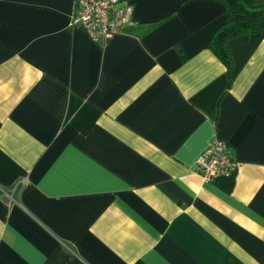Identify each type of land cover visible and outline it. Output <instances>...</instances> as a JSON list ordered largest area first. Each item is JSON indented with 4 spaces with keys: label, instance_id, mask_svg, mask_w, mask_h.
I'll return each instance as SVG.
<instances>
[{
    "label": "crops",
    "instance_id": "crops-1",
    "mask_svg": "<svg viewBox=\"0 0 264 264\" xmlns=\"http://www.w3.org/2000/svg\"><path fill=\"white\" fill-rule=\"evenodd\" d=\"M132 3L94 41L75 0H0V264H262L264 30L229 69L220 1ZM213 139L230 181L195 170Z\"/></svg>",
    "mask_w": 264,
    "mask_h": 264
},
{
    "label": "built area",
    "instance_id": "built-area-1",
    "mask_svg": "<svg viewBox=\"0 0 264 264\" xmlns=\"http://www.w3.org/2000/svg\"><path fill=\"white\" fill-rule=\"evenodd\" d=\"M133 9L132 0H75L69 26L84 29L94 41L110 39L132 22ZM236 168L227 144L218 139H213L195 159V170L205 182L230 178Z\"/></svg>",
    "mask_w": 264,
    "mask_h": 264
},
{
    "label": "trees",
    "instance_id": "trees-1",
    "mask_svg": "<svg viewBox=\"0 0 264 264\" xmlns=\"http://www.w3.org/2000/svg\"><path fill=\"white\" fill-rule=\"evenodd\" d=\"M218 1L223 4L228 18L214 31L208 46L231 69L228 41L241 34L251 36L264 30V4L250 6L244 0ZM230 179L231 177L223 180L230 181Z\"/></svg>",
    "mask_w": 264,
    "mask_h": 264
}]
</instances>
